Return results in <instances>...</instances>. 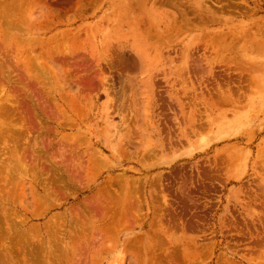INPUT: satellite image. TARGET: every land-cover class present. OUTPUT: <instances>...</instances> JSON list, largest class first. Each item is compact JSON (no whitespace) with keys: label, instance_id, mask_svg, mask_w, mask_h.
I'll list each match as a JSON object with an SVG mask.
<instances>
[{"label":"rangeland","instance_id":"1","mask_svg":"<svg viewBox=\"0 0 264 264\" xmlns=\"http://www.w3.org/2000/svg\"><path fill=\"white\" fill-rule=\"evenodd\" d=\"M0 89V264H264V0H0Z\"/></svg>","mask_w":264,"mask_h":264},{"label":"bare ground","instance_id":"2","mask_svg":"<svg viewBox=\"0 0 264 264\" xmlns=\"http://www.w3.org/2000/svg\"><path fill=\"white\" fill-rule=\"evenodd\" d=\"M203 8V7H202ZM204 9V8H203ZM194 14H197V13H194ZM183 17V16H182ZM186 18V17H185ZM196 18V17H195ZM200 18V17H199ZM187 20V19H186ZM185 20V21H186ZM6 21V20H5ZM3 22H4V20H3ZM13 23V22H12ZM202 24V23H201ZM204 25V24H203ZM207 25V24H206ZM15 27V26H14ZM9 28L11 29V27L9 26ZM9 29V30H10ZM12 29H13V27H12ZM13 31V30H12ZM161 33V32H160ZM199 62V61H198ZM197 62V63H198ZM33 65V64H32ZM182 71V70H181ZM200 72V71H199ZM186 73V72H185ZM193 77V76H192ZM233 79V78H232ZM235 83V82H234ZM242 84V83H241ZM3 88V87H2ZM1 90V89H0ZM2 91V90H1ZM237 92V91H236ZM189 94V93H188ZM159 96V95H158ZM162 96V95H161ZM7 97V96H6ZM160 97V96H159ZM161 98V97H160ZM160 98H158V99H160ZM1 100V99H0ZM3 100V99H2ZM5 100V99H4ZM3 100V101H4ZM6 101H7V99H6ZM6 101H4V102H6ZM158 101V100H157ZM161 101V100H160ZM159 101V102H160ZM2 103V102H1ZM0 103V104H1ZM7 103H8V101H7ZM161 103V102H160ZM162 103H163V101H162ZM164 104V103H163ZM165 105V104H164ZM5 106L6 105H4L3 107H1L0 109H5ZM7 107H8V109H7V111L6 112H4L5 113V115H4V117L6 116V113L8 114V113H10L11 112V108L9 109V106L7 105ZM164 108V107H163ZM161 111H160V116H162L163 117V120H165V122H163V123H161V131L163 132V134H166L167 136L165 137V139L163 140V141H165L166 143H165V147L166 148H168V146H176V145H179V143H181V141L180 140H178L175 136H174V133L172 132V128L173 127H171V124L170 125H168V123H170V121H169V119H167V114H163L162 113V107H160L159 108ZM164 111V110H163ZM1 113H3L2 111H0ZM3 113V114H4ZM20 116V115H19ZM22 116V115H21ZM21 116L19 117V118H21ZM23 117V116H22ZM21 119H24V117L23 118H21ZM173 125V124H172ZM10 130V129H9ZM174 130V129H173ZM3 131V130H2ZM5 131V130H4ZM16 131H18V130H16ZM24 133V132H23ZM22 133V134H23ZM7 134V133H6ZM25 134V133H24ZM6 136V135H5ZM20 136V135H19ZM23 137V136H22ZM21 137V138H22ZM5 138V137H4ZM23 139V138H22ZM21 140V139H20ZM19 140V141H20ZM14 142V141H13ZM7 143H9L8 141H7ZM18 143V142H17ZM19 144H21V143H19ZM164 144V143H163ZM12 145V144H11ZM10 147V146H9ZM12 148V147H11ZM165 148V149H166ZM6 149V148H5ZM11 150V149H10ZM13 152V151H12ZM19 153V152H18ZM9 154V153H8ZM11 154V153H10ZM29 157V156H28ZM4 162V161H3ZM10 162V161H9ZM11 163V162H10ZM24 168H26V167H24ZM29 172V171H28ZM136 196V195H135ZM133 199V198H132ZM178 199V198H177ZM156 201V200H155ZM38 202V201H37ZM81 223V222H80ZM28 235V234H27ZM21 237V236H20ZM27 238V237H26ZM54 238V237H53ZM22 239V238H21ZM20 239V240H21ZM30 239V238H29ZM27 240V239H26ZM23 242V241H22ZM30 242V241H29ZM41 242V241H40ZM27 243V242H26ZM258 244H260V243H258ZM260 246V245H259ZM37 247V246H36ZM40 247V246H39ZM41 248V247H40ZM11 251V250H10ZM15 252V251H14ZM13 252V253H14ZM21 253V252H20ZM35 253V252H34ZM16 254V253H15ZM23 254V253H22ZM31 254H33V253H31ZM35 255H37V254H35ZM40 255V254H39ZM174 255V254H173ZM18 256V255H17ZM18 259V258H17ZM19 260V259H18ZM2 262H4V261H2Z\"/></svg>","mask_w":264,"mask_h":264}]
</instances>
